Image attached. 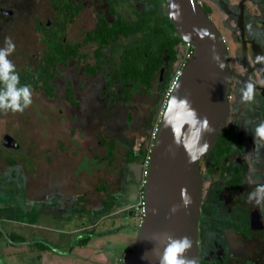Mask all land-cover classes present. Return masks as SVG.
I'll use <instances>...</instances> for the list:
<instances>
[{"label":"flooded vegetation","instance_id":"obj_1","mask_svg":"<svg viewBox=\"0 0 264 264\" xmlns=\"http://www.w3.org/2000/svg\"><path fill=\"white\" fill-rule=\"evenodd\" d=\"M76 1L83 6L84 11V4ZM49 5L53 10L52 18L44 22L36 14L32 17L40 41H43L44 32L57 35L54 24L58 11L50 1ZM202 7L222 33L232 74L230 113L226 125L217 142L200 162L203 198L198 220L199 264H264V207H261L264 206V198L257 193V188L264 186V138L255 135L256 129L264 123V0H210ZM0 11L6 16L15 13L8 8H0ZM98 14L93 27L85 33L96 26ZM75 23L68 24L65 41L80 42L68 37L69 29ZM182 43L177 45L178 50ZM176 63L177 60L170 62L169 57H165L160 77L155 76L153 79L154 82L157 77L155 92L158 96L162 95L163 87ZM58 75L59 71L51 81L55 87L54 80ZM248 85L253 86L251 96L248 95ZM8 134H4V148L12 152L20 150L21 144L12 134L15 146L5 145L4 139ZM144 147L145 139H136L135 147L126 150L124 162L127 164L132 158H141ZM120 173L123 177L118 187L120 190L111 191L107 197H102L101 206H91V209L85 194L71 198L59 194L35 198L30 196V188L33 186L29 184L28 175L21 162L10 154L4 163V190L12 194L13 199L4 201V212L22 219L17 220L22 225L18 231L27 235L21 242H13L8 238L10 244L57 255V260L54 255L50 258L60 264H73L81 249H95L90 244L93 238H102L119 231V228L99 231L97 226L104 221L103 214L111 209L113 200H124L123 205L131 187L137 184L135 180L127 178L125 166ZM134 198L129 196V202H133ZM258 200L261 206H257ZM38 233L41 236L32 240V236ZM93 253L98 259L83 257L79 264H117L108 255L109 252L106 253L107 257L112 260L107 259L103 251L97 252L95 249ZM100 257H105L107 261H102ZM31 261L32 264H47L41 255ZM54 261L51 264H56Z\"/></svg>","mask_w":264,"mask_h":264},{"label":"rangeland","instance_id":"obj_2","mask_svg":"<svg viewBox=\"0 0 264 264\" xmlns=\"http://www.w3.org/2000/svg\"><path fill=\"white\" fill-rule=\"evenodd\" d=\"M79 1L84 4L85 8L77 18L76 23L69 29L68 37L81 41L85 36V31L95 24L96 15L104 12L109 16V12L106 0ZM199 1L203 6L210 0ZM164 2L165 0L162 4L165 9ZM144 6L147 4L141 3L139 5L140 8ZM0 8L15 11L12 16H6L0 11V50L7 49L5 38L10 37L12 43L15 44V51L6 58L15 68L36 65L46 46L38 39L40 35L35 30L32 17H35L36 14L44 22L52 18L53 10L49 1L0 0ZM5 19L10 20L5 22ZM175 33L174 31L173 35ZM84 51L91 56L94 46L87 45ZM191 51H193V46H188L186 43L181 44L174 71ZM88 60L94 62L92 56ZM84 66L85 63L79 65L77 60H72L67 64H59L57 69L59 77L54 80L56 85L55 96H49L44 91L31 90L30 99L32 103L25 108L23 113H14L12 109L4 108L2 113L4 117L0 115V133L1 130H4V134H12L21 144V149L18 151L12 152L4 148V163L6 158L13 154L23 165L28 175L29 184L32 186L34 168L39 169L36 161H41L43 164L45 160H48L47 156L50 155L48 147L47 152H43V148L41 149V146L38 145L40 144L39 141L44 142V140H40V137H48L49 140L52 130L57 129L56 131L61 133V139L65 143L67 142L68 147H70L68 154L70 168L74 169L81 161V165H78L76 170L72 172L74 175H79L82 171L83 175H88L87 195L93 205L98 206L102 205L103 195L107 197L111 191L120 190L118 187L121 186V179L123 178L120 171L125 166L127 178L137 182L136 186L131 187L129 192L130 198H135L133 202H129L128 196L123 205L124 200L114 199L111 209L103 214L105 215L104 222L97 226V230L106 231L119 228V231L114 234H106L102 238H93L92 240L95 239V241H90V244H93L92 248H95L97 252L103 251L105 254L109 252L108 255L115 259L117 264H123L129 256L130 250L136 248L137 245L141 221L134 206L138 203L141 195L140 183L146 155L143 153L141 158H132L127 164L124 162V157L128 148L135 147L136 139H145L144 152L148 151L152 132L162 117L165 98L164 94L158 96L155 92L157 77L151 90L143 84L122 83L120 81L109 87L102 74L97 73L91 76L86 72ZM127 87L132 88L129 99L126 96ZM72 101L75 102V105L77 103V106L71 105L70 102ZM55 120L59 122L57 126L54 124ZM66 130L68 131L67 135L64 133ZM111 142L114 143L115 156L113 162L109 164L107 159L102 158L103 155L106 156L107 147ZM102 179L104 183L101 182ZM102 184H105L107 188L103 192ZM30 192H32V187ZM131 211H133L132 214H130ZM4 218V223L1 224L2 228H0V254L2 256L4 253L11 256L13 262L15 261L14 264H32L31 259L38 258V255H41L47 264L54 261L50 258V253L29 250L27 246H17L16 249L11 246L7 248L6 244H10L7 238L14 235L16 229L22 225L19 223L20 221L16 222L9 217L7 218V215ZM9 249H12L16 254H13ZM95 249L84 247L79 251V255L81 254V258L90 256L94 260L98 259L93 253ZM104 256L107 257V254ZM110 257L107 259L112 260ZM81 258L77 257L74 260L78 262ZM100 259L107 261L105 257H100ZM54 262L56 264L61 263L59 261ZM0 264L10 263L4 258V260H0Z\"/></svg>","mask_w":264,"mask_h":264},{"label":"water","instance_id":"obj_3","mask_svg":"<svg viewBox=\"0 0 264 264\" xmlns=\"http://www.w3.org/2000/svg\"><path fill=\"white\" fill-rule=\"evenodd\" d=\"M164 3L177 35L193 46V54L162 115L144 189L146 215L135 251L123 264H163L171 244L182 243L185 237L191 247L178 259L199 264L200 162L217 142L230 113L232 73L221 31L199 0ZM186 113L194 115L188 119ZM205 119L207 129L202 126ZM13 139L7 135L5 145L15 146ZM205 144L207 149L201 153ZM182 193L191 203L184 204Z\"/></svg>","mask_w":264,"mask_h":264},{"label":"trees","instance_id":"obj_4","mask_svg":"<svg viewBox=\"0 0 264 264\" xmlns=\"http://www.w3.org/2000/svg\"><path fill=\"white\" fill-rule=\"evenodd\" d=\"M49 1L58 11L54 24L57 35L44 32L42 42L46 47L36 65L14 68V72L19 74L18 89L30 86V91H44L54 96L56 87L51 81L58 74V65L77 60L79 65L85 63L84 69L88 74L102 73L109 87L120 81L143 84L151 90L155 76L160 77L165 57L168 56L170 62L178 60L177 45L183 40L177 33L173 35L176 30L164 9V0H136V3L135 0H107L109 17L100 12L96 26L86 32L80 42L64 39L68 24L76 22L83 6L76 0ZM141 3L147 6L140 8ZM87 45L94 46L91 55L94 62L88 60L91 56L84 51ZM174 72L168 76L161 94L167 90ZM6 84V81L0 80V93L7 91ZM126 91L129 99L132 88L127 87ZM24 103L21 97V107ZM3 109L0 108V111ZM107 149L104 158L111 163L115 156L114 143L111 142ZM134 251L135 248L130 250L129 255Z\"/></svg>","mask_w":264,"mask_h":264},{"label":"crops","instance_id":"obj_5","mask_svg":"<svg viewBox=\"0 0 264 264\" xmlns=\"http://www.w3.org/2000/svg\"><path fill=\"white\" fill-rule=\"evenodd\" d=\"M71 105L77 106V103L75 105V102H70ZM4 111V109L2 111H0V115L3 116L4 114H2ZM4 117V116H3ZM4 123V121H3ZM55 126H57V124H59V122L55 120L54 122ZM67 125V124H66ZM63 129V127H61ZM55 129V128H54ZM60 129V128H59ZM55 130H52L50 136H49V140L48 137L45 138H41L40 140H44V142L39 141L41 146V149L43 148V152H47V150L49 149V153L50 155L47 156L48 160H45V162H43V164L41 163V161H36L38 163V167L39 169L36 170L34 168V172H33V179L31 180L32 182V192H29L30 196L35 197H44L46 196H52V195H60L66 198H71L74 196H80L82 194L87 195V191L89 188V181H88V175L85 174L83 175V172L81 171L79 175H74V173L72 172L73 170L75 171L78 165H81V161L80 164H77L76 167L74 169L70 168L69 164H68V154H69V150L70 147H68L67 142L65 143L62 139H61V133L57 132ZM2 132L0 133V228H2V225L4 223V220L7 215V218L9 217L10 219H13L14 221L17 222V220H22V219H16V217L13 214H6L4 212V201L5 200H10L13 199L12 194H9L8 192H6L4 190V146L2 144L3 142V138H4V130H1ZM67 130L64 131L65 135H67ZM10 135V134H8ZM70 136V134H69ZM5 140V139H4ZM68 140V139H67ZM47 141V142H46ZM70 142V139H69ZM45 144V146H44ZM44 146V147H43ZM48 147V149H47ZM43 155H45L43 153ZM74 156V155H73ZM102 183H104L103 179L101 181ZM102 192L105 191L107 188L105 187V184H102ZM85 190V191H83ZM4 192L6 193V195L4 196ZM31 193H33V195H31ZM88 196V195H87ZM102 197H105V195H103ZM89 198V196H88ZM88 204L91 208L95 207L96 205H93V202L91 201V199H88ZM91 208V209H92ZM21 215V214H20ZM10 222V221H8ZM104 222V221H103ZM34 223V221H33ZM74 227V226H73ZM34 230L36 231H40L38 230V228H34ZM16 233L14 235H11V237L9 238L11 241L13 242H21L22 240L27 238V235H23L21 234L18 229H16L15 231ZM43 234V233H42ZM41 236V233H38L37 236H32V240H35V238H39ZM8 239V238H7ZM9 246H11L12 248L16 249V245H12V244H6V247L9 248ZM8 250V249H7ZM6 251V249H5ZM4 251V252H5ZM9 251L13 252V254H16L14 251H12V249H9ZM54 255V254H51ZM77 257L81 258L79 255L76 254ZM56 260L58 259V256H55ZM4 258H6L7 262H9L10 264H14L12 257L11 256H7L4 253V256H2L0 254V260H4ZM81 262V260H79L78 262H73V264H79Z\"/></svg>","mask_w":264,"mask_h":264},{"label":"clouds","instance_id":"obj_6","mask_svg":"<svg viewBox=\"0 0 264 264\" xmlns=\"http://www.w3.org/2000/svg\"><path fill=\"white\" fill-rule=\"evenodd\" d=\"M5 43L7 44V49L0 50V80L6 81L7 91L0 93V108L12 109V112H20L23 113L25 108L31 105L32 100L30 99L31 92L30 86H25L23 88H17L16 85L19 82V74L14 72L15 66L6 58L9 54L15 51V44L12 43L10 37L5 38ZM253 92V86L248 85V95L251 96ZM21 97L24 99V107H21L20 100ZM188 119L193 113H186ZM205 129L208 128V122L205 119L202 125ZM211 131V129H208ZM256 137L264 138V123H262L257 129L255 133ZM256 140L254 138V144H256ZM207 145L205 144L200 152L203 153L206 151ZM196 157H193L195 159ZM257 193L260 194L262 198H264V186H259L257 188ZM255 195V194H253ZM183 201L185 205L191 203L190 197H188L185 193H182ZM251 196L249 200H251ZM257 206L260 205V201H257ZM264 207V206H261ZM191 241L188 238H184L183 242H173L171 246L167 249L164 257L163 264H193L191 261L178 259V255L181 254L185 249L191 247Z\"/></svg>","mask_w":264,"mask_h":264},{"label":"built area","instance_id":"obj_7","mask_svg":"<svg viewBox=\"0 0 264 264\" xmlns=\"http://www.w3.org/2000/svg\"><path fill=\"white\" fill-rule=\"evenodd\" d=\"M188 46H192L190 43H186ZM193 54V51H191V53H189L187 55V58L185 60L182 61L181 65L175 70L172 79L168 85L167 90L164 92V98H165V105H164V109L162 112V115L164 113L165 107L167 105V102L170 98V96L172 95V92L174 91V89L176 88V86L178 85V82L180 80V78L182 77L183 73H184V69L187 65V62L189 60V58L191 57V55ZM162 118V117H161ZM161 121V120H160ZM160 121L158 123V125L156 126V128L153 130L152 135H151V143H150V147L148 148L147 153L145 154V159H144V169L142 172V176H141V195H140V199L138 201V203L136 204V206H134L135 212L138 214L141 224L143 222V219L146 215V198H145V194H144V189L145 186L147 184V176L149 174V165H150V161H151V153H152V149L155 143V140L158 136V131H159V124Z\"/></svg>","mask_w":264,"mask_h":264}]
</instances>
